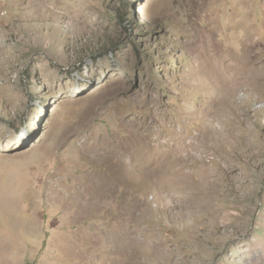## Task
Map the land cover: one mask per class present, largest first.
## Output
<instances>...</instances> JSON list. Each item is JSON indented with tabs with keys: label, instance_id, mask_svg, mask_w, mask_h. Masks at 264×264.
<instances>
[{
	"label": "rangeland",
	"instance_id": "374dc122",
	"mask_svg": "<svg viewBox=\"0 0 264 264\" xmlns=\"http://www.w3.org/2000/svg\"><path fill=\"white\" fill-rule=\"evenodd\" d=\"M0 264H264V0H0Z\"/></svg>",
	"mask_w": 264,
	"mask_h": 264
}]
</instances>
